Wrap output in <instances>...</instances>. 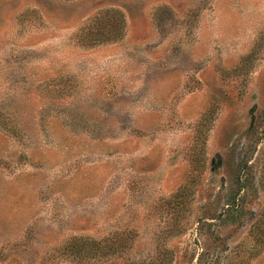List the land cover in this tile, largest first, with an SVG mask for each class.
I'll return each mask as SVG.
<instances>
[{"label":"rangeland","instance_id":"374dc122","mask_svg":"<svg viewBox=\"0 0 264 264\" xmlns=\"http://www.w3.org/2000/svg\"><path fill=\"white\" fill-rule=\"evenodd\" d=\"M0 264H264V0H0Z\"/></svg>","mask_w":264,"mask_h":264},{"label":"trees","instance_id":"16d2710c","mask_svg":"<svg viewBox=\"0 0 264 264\" xmlns=\"http://www.w3.org/2000/svg\"><path fill=\"white\" fill-rule=\"evenodd\" d=\"M92 20H93V21H92ZM92 20H91V21L93 22L94 26H95V25H96V26H99L100 24H102V23L104 22L103 18L98 17V16L94 17ZM106 22H107V20H106ZM95 39H99V38H95ZM85 253L87 254V252H85ZM88 257H89V258H92V257H94V256H92L91 254H88Z\"/></svg>","mask_w":264,"mask_h":264}]
</instances>
